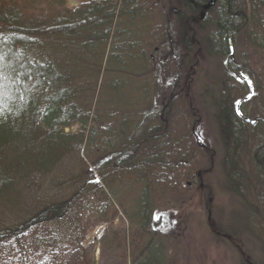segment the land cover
I'll return each mask as SVG.
<instances>
[{"label": "trees", "instance_id": "obj_1", "mask_svg": "<svg viewBox=\"0 0 264 264\" xmlns=\"http://www.w3.org/2000/svg\"><path fill=\"white\" fill-rule=\"evenodd\" d=\"M202 59L221 66L203 88L216 111L221 189L238 212L215 240L251 243L239 264H264V0H0V264H67V247L80 250L72 264H92L83 245L92 199L98 223L115 231L104 171L114 182L132 179L138 214H124L143 236L152 228L164 239L145 254L134 229L130 264H207L206 251H185L190 235L164 229L170 216L155 210L159 202L181 208L201 187L213 211L202 163L212 151L192 107ZM101 71L107 79L98 85ZM114 124L123 133L109 132ZM71 165L83 172L66 171Z\"/></svg>", "mask_w": 264, "mask_h": 264}, {"label": "rangeland", "instance_id": "obj_2", "mask_svg": "<svg viewBox=\"0 0 264 264\" xmlns=\"http://www.w3.org/2000/svg\"><path fill=\"white\" fill-rule=\"evenodd\" d=\"M78 4V0H67V5L70 7H75ZM202 57L208 59L206 52H202ZM221 66L216 68L214 61L200 60L196 65V74L192 84V107L197 110V135L202 140V146L207 148V151H212L207 154L203 152V167L205 171V180L209 183L210 187L213 189L214 203L212 205L213 211L211 214L207 215L204 204V191L201 187H197L193 192L189 202L181 208H173L171 205L164 206L162 203H157L156 215L163 216L169 215V222L166 224L164 229L169 225L174 230L176 235L181 237H186L190 235L191 243L185 238L184 249L187 251L189 245H195L197 248L201 247L207 253V264H212V258L214 257V251L212 246H216L215 255L217 256L218 264H239L241 256L239 250L242 246L250 248L251 243L245 242L242 246L234 243V241L229 239L227 234H222L219 241L218 234L224 232V230L233 229L232 224L236 222L238 212L233 207L229 201V197L222 192V182H221V165H222V155L221 147H219V136L218 127L216 122V111L213 109L207 99V93L205 92L203 85L210 80L211 76L215 73L216 69L219 70ZM169 68V69H168ZM163 69V76L165 80L168 78L170 72L175 69V66H169ZM170 70V71H169ZM107 79L103 71H101L98 79V85L101 82H105ZM184 79L180 78L178 84H182ZM123 86L120 90V96L122 98L123 104L120 105L121 108L129 107L130 100L128 93L125 92L124 80L122 81ZM170 91V89H169ZM201 98H205L204 100ZM130 123V122H129ZM119 125V124H118ZM117 124L108 126L109 132H116L120 130L122 133L124 129L122 126ZM77 126L68 129L67 131H76ZM110 143L113 141H109ZM217 153V155L215 154ZM211 153H214V160L211 162ZM81 160L89 168L91 172L95 174L96 170L90 165V156H86L84 148L80 150ZM78 158V156H77ZM78 160V159H77ZM79 162V161H78ZM212 163V168L210 165ZM82 165L81 163H79ZM82 168H84L82 166ZM71 165L66 168V171H82ZM104 182L105 187L102 184L104 191L108 194L109 191L113 192L116 196L111 198L112 210L114 213V220L112 227L115 229L114 232L111 231L108 225L98 223V211H101V205L94 206V200L92 199L91 204L87 208L84 217V229L89 230L87 237L85 238L83 245L86 249V255L92 264H130L131 258L130 254L132 252L131 244L134 242L133 234L134 229H138L142 233L143 240L138 242L142 247L145 254L157 252L158 248L161 246L164 239L160 236H155L153 229L148 230V235L143 236L144 228L140 223L139 225H134L133 220L129 219L128 216H136L138 212L139 197L141 195L138 188H132L129 184L131 178L127 181L121 177L120 182H114L111 178V173L109 171H104ZM96 176V175H95ZM97 178V176H96ZM101 183V182H100ZM91 199V198H90ZM96 204V203H95ZM102 204V203H101ZM115 211V212H114ZM126 212V214H124ZM1 216V215H0ZM1 218V217H0ZM6 219H0V223L4 224ZM211 225L214 229L211 228ZM218 232V234H216ZM166 239L172 241L174 236L168 235L165 232ZM227 236L228 238H225ZM162 240V241H160ZM176 241V239H175ZM174 241V242H175ZM249 245V246H248ZM146 246V247H145ZM172 249V247H171ZM172 250L170 254H172ZM183 249H180V253ZM80 250L75 247H67L63 253L64 261L67 264H72L79 256Z\"/></svg>", "mask_w": 264, "mask_h": 264}]
</instances>
